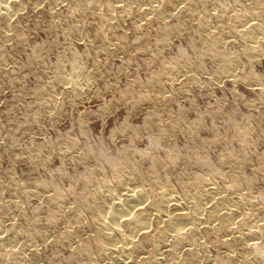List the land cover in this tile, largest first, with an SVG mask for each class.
Instances as JSON below:
<instances>
[{"label": "rangeland", "instance_id": "rangeland-1", "mask_svg": "<svg viewBox=\"0 0 264 264\" xmlns=\"http://www.w3.org/2000/svg\"><path fill=\"white\" fill-rule=\"evenodd\" d=\"M6 1L0 264H264V0ZM105 185L174 200L111 236Z\"/></svg>", "mask_w": 264, "mask_h": 264}, {"label": "bare ground", "instance_id": "bare-ground-1", "mask_svg": "<svg viewBox=\"0 0 264 264\" xmlns=\"http://www.w3.org/2000/svg\"><path fill=\"white\" fill-rule=\"evenodd\" d=\"M2 1V2H1ZM1 6L5 8L6 10L8 9L7 5L5 2L6 0H1ZM92 1V0H91ZM135 1V0H133ZM140 2L145 3L147 5L150 3L152 0H139ZM121 2V1H120ZM125 4L123 5L124 8L128 6V3L130 0H124ZM123 2V3H124ZM138 2V1H137ZM158 2V1H157ZM160 2V1H159ZM238 2V1H237ZM155 3V2H154ZM184 3V2H183ZM239 3V2H238ZM106 4V3H105ZM240 4V3H239ZM142 5V4H141ZM144 5V6H145ZM151 5H154L151 3ZM188 5V4H187ZM222 5V4H221ZM7 6V7H6ZM148 6V5H147ZM205 6V5H204ZM226 6V5H225ZM158 7V6H157ZM156 7V8H157ZM161 7V6H160ZM185 7V6H184ZM111 8V7H110ZM141 8V7H140ZM162 8V7H161ZM152 9L151 12H157L159 9ZM228 8V7H227ZM112 9V8H111ZM123 9V8H122ZM143 9V8H142ZM207 10V9H206ZM9 11V10H8ZM192 11V10H191ZM171 13V12H170ZM174 13V12H173ZM236 14V13H235ZM166 15V14H165ZM217 15V14H216ZM232 15V14H231ZM201 17V16H200ZM251 21V20H250ZM162 22V21H161ZM247 25V24H246ZM254 25V24H253ZM143 26V25H142ZM164 26V25H163ZM255 26V25H254ZM251 27V26H250ZM262 25L258 24L255 28L261 29ZM141 28V27H140ZM250 29V28H249ZM264 31V30H263ZM239 32V31H238ZM254 39V38H253ZM82 70V69H81ZM80 76V75H79ZM72 88L73 90H78L80 87V81L79 79L72 80ZM120 176V175H119ZM128 180L124 178H119V182L117 184L119 189H125L127 188ZM216 185V184H215ZM105 196L107 197L108 200L102 205H99V209L97 212V219L98 222L101 226L109 230V235H113V231H115L117 234L121 236H127V235H132L134 233H138L139 231L142 230V232L148 231V229L151 227V218L150 214L157 217H162L165 215V211L167 210L169 201L172 199L174 200V196L172 193L168 191H163L162 193V199H156L155 197L150 196V194H147V192L143 191L142 189L135 188L132 189V193L128 195V198H120V195L118 194L115 195V192H117L116 188H114L112 185H105ZM137 186V185H136ZM117 188V189H118ZM233 188V187H232ZM119 191V190H118ZM171 191V190H170ZM197 191V190H196ZM173 192V191H172ZM192 194V193H190ZM203 194V193H202ZM96 196V195H95ZM200 196V195H199ZM208 196V195H207ZM192 197V196H191ZM200 198V197H199ZM97 199V198H96ZM206 199V198H205ZM179 202V201H178ZM208 203V202H207ZM138 204L141 206H138ZM176 204V203H174ZM202 205V204H200ZM234 205V204H233ZM138 206V208H136ZM170 206V205H169ZM232 206V205H231ZM235 206V205H234ZM178 207V206H177ZM176 207V209H178ZM215 207V206H214ZM224 207V206H223ZM135 208V209H134ZM133 209L135 211H133ZM137 209V210H136ZM229 209V208H225ZM217 210V208H216ZM222 211V210H221ZM202 210L200 207L197 206L192 213H181L178 212L177 214H170L167 216L166 219V225L170 230L177 232L178 234L182 231L184 228L185 224H196L201 218ZM229 214V213H228ZM250 214V213H249ZM234 214H229L227 215V220L229 219H234L235 216ZM152 217V216H151ZM223 218V217H222ZM161 219V218H160ZM232 219V220H233ZM236 219V218H235ZM260 219V217H259ZM262 220V219H261ZM159 221V220H158ZM235 222V221H234ZM162 223V221H161ZM211 223V221H210ZM233 224V223H232ZM229 225V224H228ZM247 225V224H246ZM258 225V224H257ZM248 226V225H247ZM91 227V226H90ZM230 227V226H229ZM167 228V229H168ZM258 228V226H257ZM235 229V228H234ZM255 225H251L248 227L246 235L249 239H255L254 234H255ZM262 229V228H261ZM259 230V229H258ZM257 231V230H256ZM194 232V231H193ZM262 232V230H261ZM105 233V231H104ZM162 233V232H160ZM241 233V232H240ZM138 235V234H137ZM226 236V235H225ZM264 237V236H263ZM108 238V237H107ZM110 238V237H109ZM120 239V238H119ZM167 239V238H166ZM248 239V240H249ZM250 240V241H251ZM261 240V239H260ZM113 242V241H112ZM196 242V241H195ZM257 241H252V246H254L257 249H260L262 244ZM120 243V242H119ZM124 243V242H123ZM251 243V242H250ZM249 244V243H248ZM201 246V245H200ZM117 247V246H116ZM104 249V248H103ZM260 252V250H257ZM264 251V250H263ZM123 252V251H122ZM193 252V251H192ZM123 254H127V251H125ZM263 254L262 252L260 255ZM122 255V254H121ZM161 255V254H160ZM264 255V254H263ZM126 255H124L125 257ZM164 256V255H163ZM155 259V258H154ZM127 263V262H126ZM188 263V262H187ZM186 263V264H187Z\"/></svg>", "mask_w": 264, "mask_h": 264}]
</instances>
